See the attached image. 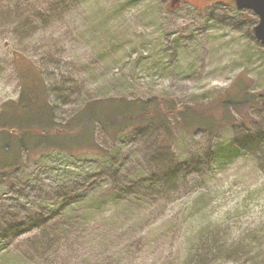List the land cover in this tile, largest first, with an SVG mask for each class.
Here are the masks:
<instances>
[{
    "label": "rangeland",
    "instance_id": "obj_1",
    "mask_svg": "<svg viewBox=\"0 0 264 264\" xmlns=\"http://www.w3.org/2000/svg\"><path fill=\"white\" fill-rule=\"evenodd\" d=\"M189 1L0 0V141L35 140L31 130L109 98L194 123L115 138L96 124L103 154L22 148L0 169V264H264L257 16L234 0ZM229 142L241 152L219 161Z\"/></svg>",
    "mask_w": 264,
    "mask_h": 264
},
{
    "label": "trees",
    "instance_id": "obj_2",
    "mask_svg": "<svg viewBox=\"0 0 264 264\" xmlns=\"http://www.w3.org/2000/svg\"><path fill=\"white\" fill-rule=\"evenodd\" d=\"M245 90L241 89V94H245ZM226 100L228 98H225ZM249 101H253V99H249ZM153 102V103H152ZM231 105L240 106V102L227 100ZM241 103H245V101H241ZM10 104L15 105L16 102H10ZM171 110H163L159 103H155L154 101H141V100H126V99H117V98H109L105 100H98L94 102L87 103L77 114L74 116L72 121L63 125L61 127H56L49 130L53 125H49L48 129H42L33 131L30 133L35 137V140H18L15 138H11L9 140L0 141V148H12L14 151L12 152V157L5 159L4 156L0 155V162L3 164L0 165V169L2 170H11L14 166L20 164V151L22 148H26L27 150H33V152L38 149L42 150H51L58 149L62 152H66L67 154H71L72 156L75 153L72 151L73 148L81 146V149L85 150V152H93V154H103L102 150L97 145L93 146L92 137H93V128L96 124H100L102 129L110 136V137H118L123 131L127 130L129 127L139 128L140 126L153 124L155 126H159L162 130L170 133V127L176 120H183L187 122L189 125L194 124L186 113L185 110L178 111V116H175ZM171 115V116H170ZM49 116L51 118V114L49 112ZM187 117V119H186ZM147 123V124H141ZM207 125L210 126L214 131L216 129L217 122L207 121ZM77 131V132H76ZM12 132V131H10ZM9 132V134H10ZM69 145V147H67ZM90 145L94 147V149H90ZM220 151L222 152L220 155L216 154L218 160L221 158L230 159L234 155H237L241 152V148L235 145L233 142L226 143L224 145L219 146ZM225 150L235 151L232 156L229 154H224ZM243 150V149H242ZM0 153H5L4 150H0ZM186 166V162H183L180 165H177L172 172L171 175H175L180 171H183ZM257 241L261 242L260 237L257 238Z\"/></svg>",
    "mask_w": 264,
    "mask_h": 264
},
{
    "label": "water",
    "instance_id": "obj_3",
    "mask_svg": "<svg viewBox=\"0 0 264 264\" xmlns=\"http://www.w3.org/2000/svg\"><path fill=\"white\" fill-rule=\"evenodd\" d=\"M238 10H250L257 16V23L253 28L255 38L264 45V0H235Z\"/></svg>",
    "mask_w": 264,
    "mask_h": 264
},
{
    "label": "flooded vegetation",
    "instance_id": "obj_4",
    "mask_svg": "<svg viewBox=\"0 0 264 264\" xmlns=\"http://www.w3.org/2000/svg\"><path fill=\"white\" fill-rule=\"evenodd\" d=\"M179 1H181V0H175V2H179ZM187 2H191V1L187 0ZM192 3L195 4V2H192Z\"/></svg>",
    "mask_w": 264,
    "mask_h": 264
}]
</instances>
